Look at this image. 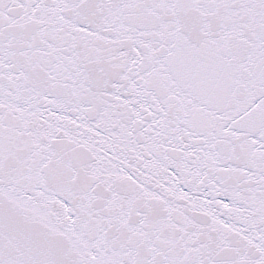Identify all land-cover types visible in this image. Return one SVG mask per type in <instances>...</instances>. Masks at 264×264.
I'll return each mask as SVG.
<instances>
[{
	"label": "snow or ice",
	"instance_id": "6c2138e0",
	"mask_svg": "<svg viewBox=\"0 0 264 264\" xmlns=\"http://www.w3.org/2000/svg\"><path fill=\"white\" fill-rule=\"evenodd\" d=\"M0 264H264V0H0Z\"/></svg>",
	"mask_w": 264,
	"mask_h": 264
}]
</instances>
